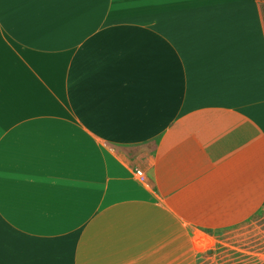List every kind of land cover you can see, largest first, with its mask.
I'll return each mask as SVG.
<instances>
[{"label": "crops", "instance_id": "obj_1", "mask_svg": "<svg viewBox=\"0 0 264 264\" xmlns=\"http://www.w3.org/2000/svg\"><path fill=\"white\" fill-rule=\"evenodd\" d=\"M0 264H264V0H0Z\"/></svg>", "mask_w": 264, "mask_h": 264}, {"label": "built area", "instance_id": "obj_2", "mask_svg": "<svg viewBox=\"0 0 264 264\" xmlns=\"http://www.w3.org/2000/svg\"><path fill=\"white\" fill-rule=\"evenodd\" d=\"M139 174H140V175H143V173H142V172H139Z\"/></svg>", "mask_w": 264, "mask_h": 264}]
</instances>
